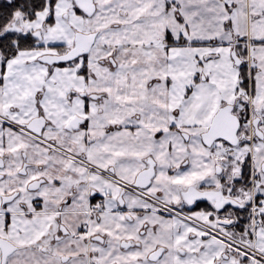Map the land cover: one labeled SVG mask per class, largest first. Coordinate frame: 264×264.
Wrapping results in <instances>:
<instances>
[{"label":"snow or ice","instance_id":"obj_1","mask_svg":"<svg viewBox=\"0 0 264 264\" xmlns=\"http://www.w3.org/2000/svg\"><path fill=\"white\" fill-rule=\"evenodd\" d=\"M0 264H264V0H0Z\"/></svg>","mask_w":264,"mask_h":264}]
</instances>
